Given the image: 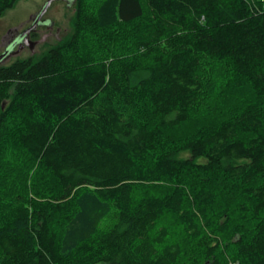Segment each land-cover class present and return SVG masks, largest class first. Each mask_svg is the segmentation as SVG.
I'll return each mask as SVG.
<instances>
[{
    "label": "trees",
    "instance_id": "trees-1",
    "mask_svg": "<svg viewBox=\"0 0 264 264\" xmlns=\"http://www.w3.org/2000/svg\"><path fill=\"white\" fill-rule=\"evenodd\" d=\"M72 6L0 64V264H264V0Z\"/></svg>",
    "mask_w": 264,
    "mask_h": 264
},
{
    "label": "rangeland",
    "instance_id": "rangeland-1",
    "mask_svg": "<svg viewBox=\"0 0 264 264\" xmlns=\"http://www.w3.org/2000/svg\"><path fill=\"white\" fill-rule=\"evenodd\" d=\"M71 1L54 0L51 3L45 14L49 20H53L55 23H52L51 27L43 26L40 30L34 31L36 37L32 38L35 40V45L32 47L28 44L14 47L15 43L21 44V39L15 40L17 35L14 36L16 32L13 31L16 28L21 31L27 27L30 19L43 10L48 0H19L15 8L0 15V53L4 51L6 44L12 43L9 49L12 53L1 64L11 63L17 58L39 56L50 46L67 37L72 31L75 16V9L71 5Z\"/></svg>",
    "mask_w": 264,
    "mask_h": 264
},
{
    "label": "flooded vegetation",
    "instance_id": "flooded-vegetation-1",
    "mask_svg": "<svg viewBox=\"0 0 264 264\" xmlns=\"http://www.w3.org/2000/svg\"><path fill=\"white\" fill-rule=\"evenodd\" d=\"M73 4V0L71 1V5ZM38 13L36 15H34L31 19H30V23L27 27H25L23 30H18V28L14 29L15 31L13 32H16L14 36L15 37V40L17 38H20L21 39V44H18V43H15V40H14V47L16 45H18L17 47H20L24 44H28L30 46V44L32 43H28L29 41L33 42L35 41L34 39L32 38H35L36 37V33L34 31H37V30H40L43 26H48V27H51L52 23H55L53 20H49L47 17H46V14L44 17H42L41 19H38ZM30 26V27H29ZM12 44V43H11ZM11 44H6L5 45V49L3 52L0 53V64L5 60L6 57H8L12 52H10V47H11ZM14 52V50H13Z\"/></svg>",
    "mask_w": 264,
    "mask_h": 264
},
{
    "label": "water",
    "instance_id": "water-1",
    "mask_svg": "<svg viewBox=\"0 0 264 264\" xmlns=\"http://www.w3.org/2000/svg\"><path fill=\"white\" fill-rule=\"evenodd\" d=\"M54 0H48V2L46 3V5L44 6L43 10L41 12L38 13V19H41L43 17V15L46 13L47 9L49 8V6L51 5V3L53 2ZM75 0H73L74 2ZM28 43H32L30 44V46H34L35 45V42H31L29 41Z\"/></svg>",
    "mask_w": 264,
    "mask_h": 264
}]
</instances>
